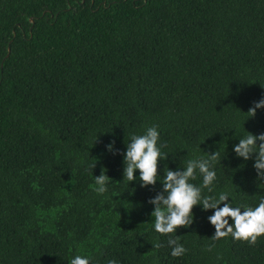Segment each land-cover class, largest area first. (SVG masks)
<instances>
[{
    "label": "trees",
    "instance_id": "trees-1",
    "mask_svg": "<svg viewBox=\"0 0 264 264\" xmlns=\"http://www.w3.org/2000/svg\"><path fill=\"white\" fill-rule=\"evenodd\" d=\"M262 98L264 0H0V264H264V236L213 240L202 205L160 235L149 203L168 169L218 151L213 191L198 170L190 183L258 206L256 154L234 147L264 133V108L248 114ZM154 125L164 159L141 187L123 154Z\"/></svg>",
    "mask_w": 264,
    "mask_h": 264
},
{
    "label": "clouds",
    "instance_id": "clouds-1",
    "mask_svg": "<svg viewBox=\"0 0 264 264\" xmlns=\"http://www.w3.org/2000/svg\"><path fill=\"white\" fill-rule=\"evenodd\" d=\"M264 108V98L259 102H254V106L248 110L249 117H255L256 110ZM249 133V132H248ZM159 132L158 126H151L142 135H132L130 143L126 145L124 153L123 176L129 182L136 179L135 172L139 170V180L141 187L155 186L158 176V165L164 159L161 147L158 146ZM257 141L261 143L257 144ZM107 149L113 154L114 142L107 145ZM118 151V150H117ZM234 152L244 160L252 159L255 155L254 168L258 177L264 178V133L253 135L249 133L245 138H241L235 145ZM220 153L208 154V158L190 159L184 169H168L162 183V191L149 203L154 205L151 215L154 217V229L160 235L167 236L177 232V229L189 227L193 222V208L202 205L203 210H214L208 217L209 222L214 226L215 233L211 237L219 240L231 236L236 241L247 242L255 246L257 240L264 236V199H261L255 208L249 206L233 207L229 202V194L221 193L218 198L214 196H203L202 188L212 192V185L216 180V172L213 164L219 159ZM95 167V163L92 168ZM197 170L203 177L202 188L190 183L196 179ZM110 177L101 172L95 176L94 185H90L93 191L103 195L107 192V184ZM221 205H223L221 207ZM229 218L232 223H229ZM180 236L168 240L171 247V255L180 257L187 249L179 242ZM162 245L159 242L153 244V248L159 249ZM211 251V246L208 248ZM69 264H90L89 258L76 255L69 261ZM109 264H117L115 260H110Z\"/></svg>",
    "mask_w": 264,
    "mask_h": 264
}]
</instances>
